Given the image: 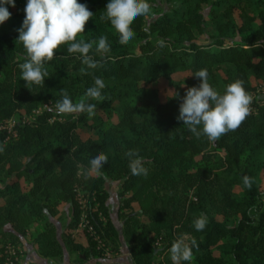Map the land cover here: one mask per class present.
Returning a JSON list of instances; mask_svg holds the SVG:
<instances>
[{
	"label": "trees",
	"instance_id": "1",
	"mask_svg": "<svg viewBox=\"0 0 264 264\" xmlns=\"http://www.w3.org/2000/svg\"><path fill=\"white\" fill-rule=\"evenodd\" d=\"M78 2L94 14L81 35L97 42L107 36L110 53L101 59L94 45L90 55L102 66L87 69L79 54L62 45L46 64L44 86L29 88L19 68L27 53L16 42L27 0L5 5L12 15L0 25V264L4 246L17 247L19 255L20 238L38 223L37 253L58 264L72 252L78 254L75 264H102L109 253H120V243L132 264H173L169 249L179 237L198 245L190 264H264V101H254L241 127L215 143L197 139L177 120L186 89L200 83L193 77L200 69H208L209 82L221 92L237 78L251 93L253 81H264V0H148L151 13L131 25L136 37L126 45L101 19L109 0ZM178 73L188 77L171 83L174 93L164 102L145 90ZM96 77L106 87L102 100L89 101L96 105L94 116L49 110L61 89L75 102ZM39 107L7 139L1 127L16 112ZM129 150L144 158L146 175L131 173ZM100 151L108 163L98 175L89 161ZM244 176L253 179L251 190ZM108 182L117 184L119 228L110 214ZM63 204L71 216L59 237L54 219ZM82 210L102 248L77 230ZM201 212L208 224L197 231L193 221Z\"/></svg>",
	"mask_w": 264,
	"mask_h": 264
},
{
	"label": "clouds",
	"instance_id": "2",
	"mask_svg": "<svg viewBox=\"0 0 264 264\" xmlns=\"http://www.w3.org/2000/svg\"><path fill=\"white\" fill-rule=\"evenodd\" d=\"M5 5L14 8L15 0H0V25L7 22L12 15ZM105 12L106 16L101 19L110 21L119 35V43L126 45L136 37L131 25L138 18L150 15L151 5L148 0H109ZM24 14L22 26L17 30L16 42L22 44L27 53L24 62L19 65L21 80L27 88L32 85L44 86L45 78L49 77L46 64L53 60L62 45L66 46L68 53L79 54L87 69L102 66L100 61L90 55L94 45L95 52L101 59L111 51L107 36H101L97 42L86 41L81 35L94 14L87 4L79 3L78 0H27ZM159 43L163 46L164 41ZM80 72L87 74L83 67ZM193 77L198 78L200 83L186 89L179 105L177 120L182 121L197 139L204 136L209 142L215 143L229 132L238 130L252 114L254 97L246 89L244 80L235 79L221 92L209 82L208 69L196 71ZM105 87L104 80L96 77L93 86L87 88L84 95L75 102L66 89H61V99L54 106H50L49 110H54L57 116L85 113L94 116L96 105L89 101L102 100ZM3 151L4 146L0 145V152ZM125 155L129 158V168L133 175L147 174V169L143 166L144 158L137 150H129ZM107 163L108 155L100 151L89 161L90 170L99 175ZM243 184L251 190L253 179L244 176ZM207 224L208 218L203 212L193 221L197 231H203ZM194 247H198L195 240L190 243L183 237L174 240L169 249L173 264H190Z\"/></svg>",
	"mask_w": 264,
	"mask_h": 264
},
{
	"label": "rangeland",
	"instance_id": "3",
	"mask_svg": "<svg viewBox=\"0 0 264 264\" xmlns=\"http://www.w3.org/2000/svg\"><path fill=\"white\" fill-rule=\"evenodd\" d=\"M187 77H188V74H179V73L178 74H174V75L171 76L170 80L159 79L157 82H155L153 84H150L148 86H145V90L148 91V92L153 91L154 93L157 94L158 99L161 102H164L167 97L172 96V94L174 93V90H173V87H172L171 83L185 80ZM252 85H253V88H254L252 90L254 101H257V103H263V101H264V81H253ZM140 86H142V85H140ZM41 110H43V108L39 107L37 112L39 113V112H41ZM22 116H24V117L22 118ZM31 117H32V113H28V112H25L24 110H20V111L16 112L10 118L12 120V122H8L10 120L9 119L3 125V128H8V129L12 130L13 123H18L19 121H21L23 119H28V118H31ZM86 133L87 132H84V131L80 130V135H83V137L86 136L85 138H87V135H88ZM9 135H10L9 136L10 138H13L14 137L13 136V131H11ZM9 141H12V140H9ZM260 165H261L260 162L255 163V167L260 166ZM116 185H117L116 183H111V182H108V184H107V188H108V191L110 193V201H109L110 214H111L112 220H115V222L118 220L117 219V206H118V203H119V198L117 196L118 194H117ZM260 189L262 191H264V173L261 176ZM238 191H239V189L235 188V192L238 193ZM62 206L60 208L61 212L59 214V219H57L58 222L56 221L57 231H58V236L59 237H61L60 236L61 230L64 228L66 223L69 222L68 219L71 216V209L68 208V207H65V206H63V208H62ZM117 225H118L117 227L119 228V224H117ZM26 244H28V242H25L24 245H26ZM119 247H120L119 249H120V252H121L122 250H125L127 246L125 245V243H120ZM20 248L22 249V246H20ZM21 249H20L19 256H18L16 264H30V263H33L32 262L33 258L31 256L26 258V253L21 252ZM118 254H119V252H118ZM118 254L109 253L108 256L107 257L105 256L104 260H102L101 262L103 264H118V261H117L119 259V257L117 258ZM74 259H76V256L75 257L74 256L71 257V260H74ZM36 264H39V263H36ZM55 264H58V263H55Z\"/></svg>",
	"mask_w": 264,
	"mask_h": 264
},
{
	"label": "crops",
	"instance_id": "4",
	"mask_svg": "<svg viewBox=\"0 0 264 264\" xmlns=\"http://www.w3.org/2000/svg\"><path fill=\"white\" fill-rule=\"evenodd\" d=\"M110 201V199L108 200V202ZM2 202H0L1 204ZM63 206L65 207H68V205L66 204H63ZM62 206V208H63ZM110 209V208H109ZM56 219H54V222L56 223L55 221ZM116 228H118L117 224H119L118 221L115 222V220H113ZM43 227H42V224L41 223H38V224H34L33 226H31L29 229H27L24 233V235L20 238L21 240V245L22 246V249H21V252H24L26 253V258H28L29 256H31L33 258V263H30V264H36V263H39V264H55V261H49V260H46L44 258H41L39 256V254L37 253V247H36V244H35V238L36 236L42 231ZM74 235H77L75 237L76 240H78L79 242H83V239H82V236L81 234H78V232L75 230L74 232ZM25 242H28V244L24 245ZM0 247H1V242H0ZM124 251V252H123ZM75 257L77 258L78 254L76 252H72L70 253L68 259H66L67 261L63 262V263H59V264H75L73 263L76 259L74 260H71V257ZM119 257V259L117 260L118 261V264H132L131 261H130V258H129V254H128V251H127V248L125 250H122L118 255H117V258ZM95 261H92L91 263L93 264ZM102 263V262H101ZM103 264V263H102Z\"/></svg>",
	"mask_w": 264,
	"mask_h": 264
},
{
	"label": "built area",
	"instance_id": "5",
	"mask_svg": "<svg viewBox=\"0 0 264 264\" xmlns=\"http://www.w3.org/2000/svg\"><path fill=\"white\" fill-rule=\"evenodd\" d=\"M37 113H38L37 111H33L31 118L23 119V120L19 121L18 123H13V127L16 124H28V123H30L33 120V116H35ZM23 117L24 116H22V118ZM10 120L8 122H12V120L11 121ZM13 127H12V130H10L8 128H3V126L1 127L3 130L7 131V139H9V136H10L9 134L11 131H13V136H14L13 138L16 137V133L13 130ZM79 204H81V209H84V201L81 200L80 198H79ZM77 230L78 231H84L87 234H89L90 236L94 237L93 239L96 241L98 249L103 247V243L95 236L94 229H93L92 225L89 223V220H88L84 210H82V212L80 214L79 224H78ZM18 251H19V249L17 247H14L13 245L7 243L4 246V255H5L4 264H16L18 256H19Z\"/></svg>",
	"mask_w": 264,
	"mask_h": 264
}]
</instances>
